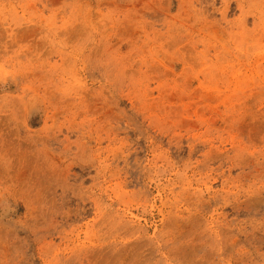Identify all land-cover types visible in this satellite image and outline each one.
<instances>
[{"label":"rangeland","instance_id":"rangeland-1","mask_svg":"<svg viewBox=\"0 0 264 264\" xmlns=\"http://www.w3.org/2000/svg\"><path fill=\"white\" fill-rule=\"evenodd\" d=\"M0 264H264V0H0Z\"/></svg>","mask_w":264,"mask_h":264}]
</instances>
